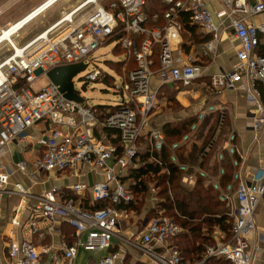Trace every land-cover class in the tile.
I'll return each instance as SVG.
<instances>
[{
	"label": "built area",
	"instance_id": "2783aa9c",
	"mask_svg": "<svg viewBox=\"0 0 264 264\" xmlns=\"http://www.w3.org/2000/svg\"><path fill=\"white\" fill-rule=\"evenodd\" d=\"M57 1L47 0L29 16L35 19ZM163 1L168 9L162 16L156 13L150 18L143 11L148 0H82L19 46L20 52L10 43L13 53L0 59V156L6 154L12 142L35 141L42 148L33 163L36 169L74 172L78 176L98 172L103 176V180L95 181L90 188L84 182L72 186L75 195L91 189L93 207H87L73 196L60 199L57 188L36 195L22 182L11 181L9 173L0 172V203L5 195L20 196L22 204L34 199L41 218L52 223L62 215L78 234L86 233L85 239L75 244L64 243L63 255L48 263L43 261L42 253L49 252V247L40 252L31 241H14L1 264H65L76 259L80 247L88 251L109 249L123 218L122 208L118 206L138 204L133 189L123 177L141 166L142 139L150 144L152 152L169 148L170 161L181 172L184 186L193 188L202 179L206 187L219 193L220 200L231 210L230 235L214 239L195 264H208L210 259L256 264L260 243H264V231L260 232L256 223V213L264 198V168L261 176L250 175L247 154L238 146L235 132L223 137V145L215 153L218 170L202 165L222 138L227 105L218 102L201 106L187 131L171 142L162 129L152 127L151 118L159 106L160 89L167 84L194 85L206 73V58L216 56L222 39L229 35L241 45L236 53L237 63L233 71L213 75L211 87L217 95L228 90L245 92L248 102L254 106L250 126L254 138L260 140L264 129V102L258 85L263 86L264 92V53L256 50L264 44V0H223L224 5L216 11L209 8V0ZM3 12L1 7L0 15ZM184 13L207 36L200 52L185 53L183 49L180 17ZM162 19V24L149 25ZM117 32L123 35L113 40ZM112 42L122 48L125 59H134L135 67L123 72L112 67L117 75L114 77L96 66L85 76V81L107 82L128 100L115 105L89 106L68 99L60 86L50 81L40 89L35 88L37 80L48 78L53 68L85 63L87 69L91 55ZM156 49H159L158 67L154 59ZM155 79L157 85H154ZM211 115H217V121L198 160L183 161L181 152L197 139L201 126ZM38 124L47 127L45 133L31 135L29 129ZM105 130L113 133L109 135ZM226 162L232 168L228 180ZM18 168L25 172L27 162L20 161ZM248 174L253 181L246 179ZM151 190L152 197L160 202L156 185ZM103 203L104 206H99ZM158 207H153L156 214L142 232L122 238L140 249L154 264H185L174 242L183 228ZM37 219L30 223L32 232L40 231ZM13 223L19 225L20 219L15 217ZM120 260V252H109L100 258L99 264H119Z\"/></svg>",
	"mask_w": 264,
	"mask_h": 264
},
{
	"label": "crops",
	"instance_id": "0c3cea01",
	"mask_svg": "<svg viewBox=\"0 0 264 264\" xmlns=\"http://www.w3.org/2000/svg\"><path fill=\"white\" fill-rule=\"evenodd\" d=\"M46 1L47 0H7L0 4V8H4V12L0 15V19L16 5L21 4V12L19 11L17 13L15 21L11 22L14 16L7 21L6 25L8 27L30 14ZM64 1L65 0H58L42 15H45L53 9L55 17L51 22H54L59 18L63 11L70 10L82 0ZM208 3L209 8L212 11L219 10L224 5L223 0H209ZM56 6H59L58 9L55 8ZM161 21L162 20H160L157 25L162 24ZM180 21L183 24L182 36L184 42L182 46L185 53H190L192 51L196 53L200 52L201 45L207 39L204 31L198 26L192 24L187 13L181 15ZM188 25L194 27V31ZM48 26L49 25H47V27ZM1 28L4 27L0 25V29ZM240 46L239 41L226 35L221 41L216 56L206 58L207 70L205 75L196 81L194 85L190 86L191 88L172 84L163 86L159 91L160 102L152 115L151 125L153 128L162 129L166 133L168 129H177L182 126L185 121L192 120L201 106L224 102L228 107V113L222 128V138L218 140L214 151L210 153L209 158H206L204 162L210 169H215L216 160L213 153H216L222 147L223 137L225 135L230 132H235L237 134L238 146L247 154V166L248 169L251 170L250 175L256 174V177H258L263 174L261 169L264 168V129L260 133V140L257 141L254 138L255 133L250 126L253 121L252 110L254 109V106L248 102L245 92L240 90H228L223 95H217L211 87V78L213 75L220 72H231L234 70L237 63L236 53ZM262 46H264V44ZM261 47L256 50L257 53H263L260 52ZM120 56L123 55L121 54ZM123 60H125L124 56L123 59L119 61ZM156 67H158V64ZM153 82L154 85H157L158 80L155 79ZM258 86L262 91L261 100L264 102L263 86L261 84ZM211 119L213 118L208 117L207 121H209V123L201 126L204 131L198 134L197 139L192 142L184 152L185 160L191 159L189 161H192L193 163L197 157L199 158L202 148L212 136V131H209ZM46 129L47 127L44 124H38L31 127L29 133L38 136L41 133H45ZM96 131L98 132L100 130L98 129ZM105 131L109 135L113 133V131L110 132V130ZM113 140L116 142L115 139ZM41 150L42 148L39 147L35 141H15L10 143L7 147L6 154L0 156V172L9 173L11 181L22 182L36 195H40L49 189L57 188L60 199H67L73 196L84 206L93 207L91 189L86 190L83 194L75 195L72 186L76 183L84 182L88 184L90 188L95 181L103 180V176L98 172H87L84 175L78 176L77 174H74V172L40 171L35 168L33 163L41 154ZM20 161L27 162V170L25 172H22L18 168V163ZM225 166L227 169L229 168L228 172L230 174L232 168L229 162H226ZM250 175L248 174L246 179L251 182L254 178ZM153 199L154 197L151 198L152 209L155 205L159 206V200L155 201L156 199ZM20 203L22 204V201L18 195H5L0 203V264L7 258L9 245L14 241H31L37 246L40 252L49 247V252L42 253L43 261L48 263L54 257H61L63 255L62 247L64 243L72 245L85 239L86 233L78 234L76 230L63 219L62 215H59L56 221L52 223L41 218L39 211L36 208V200L30 199L22 205H20ZM131 206L128 208H122L123 218L120 220L119 232L118 235L114 237L113 244L109 249L88 251L83 247H80L76 259L74 261H67L65 264H79L78 261L83 256L80 255L82 251L89 254L86 264H99L100 258L103 255L117 251L120 252L122 257L119 264H154L140 249L130 245L129 242L122 238H128L134 233L137 234L142 232L150 219V217L143 219V215H147L148 212L144 210L138 211V209ZM15 217L20 219L19 225L13 223ZM36 217L38 218L37 220L40 231L32 232L30 223ZM256 223L259 227V231L263 232L264 198L262 199L256 213ZM219 233H221V229L216 227L213 234H209L207 237H211L213 241L214 239H217V237H227V234L220 236ZM260 245L261 250L258 253L256 264H264V243H260ZM91 253L97 254V260L93 258ZM197 262L198 261L195 263ZM225 263L232 264L229 261ZM208 264L212 263L208 262Z\"/></svg>",
	"mask_w": 264,
	"mask_h": 264
},
{
	"label": "trees",
	"instance_id": "16d2710c",
	"mask_svg": "<svg viewBox=\"0 0 264 264\" xmlns=\"http://www.w3.org/2000/svg\"><path fill=\"white\" fill-rule=\"evenodd\" d=\"M167 9L168 4L163 0H148L143 11L145 15L152 18V16L156 13H159L160 16H162L163 12ZM161 22H164L163 19ZM156 24L157 23H149L151 26ZM190 28L194 31V27ZM122 35L123 34L121 32L115 33L113 40L120 38ZM260 49V52L264 53V46ZM114 50L120 54L124 53L120 46L115 47ZM154 59L157 65L159 60V49H156ZM113 66V68L123 72L125 69L130 70L134 68L135 61L132 57H130L123 61L114 63ZM209 117L213 118L209 124V131H212L215 126V121H217V115H211ZM192 121L193 119L185 121L184 124L177 129H168V131H166L168 140L171 142L178 139L184 132L187 131ZM206 123H209V121L206 120L204 124ZM202 131H204V129L201 127L198 134ZM110 132L112 131L110 130ZM140 144L142 146V150L139 154L141 166L137 169H132L131 173L128 176H124L123 179L125 182L128 180L133 181L130 189H133L134 193L142 194V196L144 192L149 190L148 183L146 181L148 179L156 181V187L158 189L157 195L160 199L158 210H163L164 215L173 218L178 224H181V221L183 227L187 229V233L184 235L182 243L184 244V247H181L179 243L180 247L178 245L177 246L181 250L184 263L193 264L203 258L206 246L213 242L209 237H207V235L203 234L204 226L209 229H212L214 226L218 227L227 235H230L229 231L233 225V217L231 216L230 208L220 200L219 193L217 191L204 185L202 179H200L198 184L193 188L184 186L181 182V172L178 167L170 161L169 148H165L161 152H152L150 144L147 141L142 139ZM213 154L216 160V155L215 153ZM206 158H209V156ZM181 159L186 162H192L189 161L191 159L185 160L184 151L181 152ZM197 159L195 161H197ZM215 164V170H218V162L215 161ZM202 165L205 168H209L204 161L202 162ZM229 178L230 174L228 172L226 180ZM179 184L186 189L182 188ZM160 195H165V197L162 199L160 198ZM140 204H130L129 206L120 205L118 207L128 208L131 205V207H137ZM104 205L105 203L100 204L99 206ZM172 211L175 215L169 214ZM152 212L153 214H156V210H153ZM176 215L179 216L180 221L177 219ZM181 234L174 239L175 244L179 237L182 238ZM214 261H222L223 263L228 262L215 259L209 260L211 263Z\"/></svg>",
	"mask_w": 264,
	"mask_h": 264
},
{
	"label": "rangeland",
	"instance_id": "374dc122",
	"mask_svg": "<svg viewBox=\"0 0 264 264\" xmlns=\"http://www.w3.org/2000/svg\"><path fill=\"white\" fill-rule=\"evenodd\" d=\"M7 0H0V4L5 2ZM68 0H65L66 2ZM105 3V2H103ZM21 4L16 5L14 8H12L10 11H8L1 19H0V25L4 27L3 31L0 33V59L6 55H9L13 53V47L10 43H13L17 49H19V46L25 45L27 42H29L32 38L37 36L40 32L44 30L47 25H50V22L55 17L54 16V10H50L45 15H42L41 17L34 20V18L31 19L30 14L23 17L22 19L18 20L16 23L10 25L7 27L6 23L8 20L12 18L11 22L15 21L17 13L21 12ZM59 6H56L55 8L58 9ZM54 8V9H55ZM34 20V21H32ZM53 23V22H51ZM26 26V27H25ZM7 27V28H6ZM18 32V33H17ZM17 33V34H16ZM115 42L105 44L101 46L94 54L90 57V63L89 67L86 70H82L74 77L73 82L75 85V89L81 93L82 97L85 98V104L89 106H96V105H115L119 102H122L123 99L128 100L127 96H123L121 93L115 92L113 89V86H111L109 83L104 82L102 80H97L93 82L86 83L85 76L88 74L89 71L93 70L96 66L101 67L104 71H107L111 73L114 77H117L114 69V63H116L119 60L123 59V56H120V53L115 52L114 50ZM49 84V80L46 77H41L37 82L35 83V88L40 89L44 86ZM185 88H191V87H185ZM148 183V189L146 192H144L143 196L142 194L135 193L136 196V202L140 204L137 207H134L135 209L139 208L138 211L144 210L148 212L147 215H143V219L152 218L155 214H153L152 207V186L156 185V181L152 179H148L146 181ZM128 186L130 187L133 184V181L128 180L126 182ZM178 184V183H177ZM181 186V184H179ZM184 188L183 186H181ZM186 189V188H184ZM165 195H160V198H164ZM145 212V213H146ZM144 213V212H143ZM169 214L175 215L174 212H170ZM177 219L180 221L179 216H177ZM180 226L183 228L182 232V238L179 237L176 244L181 247H184L183 239L184 235L187 233V229L183 227L182 222L180 221ZM216 230V227L214 226L212 229H209L204 226L203 234L209 235L213 234V232ZM220 236L225 235L226 233L221 230V233H219ZM181 238V239H180ZM210 240L213 241L211 237H209ZM179 243V244H178ZM180 247V246H179ZM82 257L78 261L79 264H86L87 258L89 257V254L85 252H81L80 254ZM93 258L97 260V254L91 253ZM95 264V263H93ZM212 264H229V263H223L214 261Z\"/></svg>",
	"mask_w": 264,
	"mask_h": 264
},
{
	"label": "water",
	"instance_id": "95a60500",
	"mask_svg": "<svg viewBox=\"0 0 264 264\" xmlns=\"http://www.w3.org/2000/svg\"><path fill=\"white\" fill-rule=\"evenodd\" d=\"M87 64H71L63 67H56L48 72V79L50 82L59 85L60 90L64 93L65 97L77 102H85V98L81 93L75 89L73 78L82 70H85Z\"/></svg>",
	"mask_w": 264,
	"mask_h": 264
},
{
	"label": "bare ground",
	"instance_id": "6f19581e",
	"mask_svg": "<svg viewBox=\"0 0 264 264\" xmlns=\"http://www.w3.org/2000/svg\"><path fill=\"white\" fill-rule=\"evenodd\" d=\"M13 44V43H12ZM15 46V45H14ZM17 49V48H16ZM17 51H19L20 52V47H19V49H17Z\"/></svg>",
	"mask_w": 264,
	"mask_h": 264
}]
</instances>
